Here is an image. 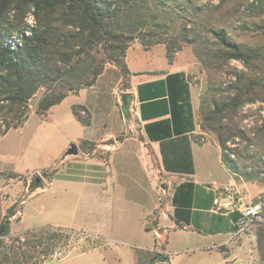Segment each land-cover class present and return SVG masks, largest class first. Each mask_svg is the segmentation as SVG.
Returning a JSON list of instances; mask_svg holds the SVG:
<instances>
[{"label":"trees","instance_id":"1","mask_svg":"<svg viewBox=\"0 0 264 264\" xmlns=\"http://www.w3.org/2000/svg\"><path fill=\"white\" fill-rule=\"evenodd\" d=\"M248 2L0 0V136L27 120L29 105L40 89L42 94L35 103L38 114L60 103L69 93L92 86L107 64L118 67L122 87H126L129 71L124 58L134 41L146 49L163 44L169 61L178 50L190 46L208 74V83L212 74L221 70L233 76L226 89L218 91V99L214 98V92L210 93L211 105L205 106L203 99L200 128L214 132L222 161L232 174L246 181L264 182V118L253 135L236 118L245 104L264 101V0ZM246 3L247 11L239 17V9ZM28 16L31 22L27 21ZM234 19L239 20L241 31L254 33L252 43L237 40L231 34L229 24ZM230 60L240 61L245 69L229 67ZM166 83L171 119L145 125L151 140L184 132L180 118L186 111L191 115L188 84L183 74L167 75ZM71 108L79 122L90 124V113L84 106ZM236 136L242 147L230 149L226 142ZM79 147L90 152L96 143L83 140ZM191 191L190 182L176 187L171 196L175 211L177 206L190 202ZM14 214L11 207L0 221V235L8 234L9 218ZM156 216L154 211V224ZM61 235L60 231L41 230L35 242L39 245L44 238ZM256 237L259 258L264 263V219L257 227ZM24 256V251L19 253L13 247L0 250V264H23ZM152 258L151 264H164L168 259L162 253H155Z\"/></svg>","mask_w":264,"mask_h":264},{"label":"rangeland","instance_id":"2","mask_svg":"<svg viewBox=\"0 0 264 264\" xmlns=\"http://www.w3.org/2000/svg\"><path fill=\"white\" fill-rule=\"evenodd\" d=\"M199 1L209 4L218 2V0ZM247 6L246 3L240 7L239 17H242L243 13L247 11ZM29 17H27V21ZM230 22L229 31L237 40L249 43L255 40L253 32L240 30L239 20L234 19ZM192 57L191 47L186 46L181 51L180 58H184L187 62ZM180 58L176 61L180 65L186 66L188 63L182 64ZM128 59L132 64L147 69L167 67L165 54L164 52L161 53L159 48L144 52L139 44H134L129 49ZM228 65L237 70L245 69L238 60H230ZM189 76L198 101L197 119L200 128L202 121L200 107L203 99L205 106L211 105L210 93L214 92V98L218 99V91L226 89L233 76L229 75L226 70H221L212 74V81L208 83V74L200 65L199 69L196 68ZM114 78H112L108 89L97 85L79 94L70 95L60 105L52 106L53 108L47 110L46 116L43 117L35 112V103L42 94V89L38 90L34 96L35 101L29 105L28 118L24 127L21 129L12 128L0 136V170L25 171L34 167H47L55 160L62 161L60 157L68 147L70 137L95 138L107 133H111L115 137L126 131L128 125L122 112V102L121 104L115 102L119 93L111 88V84L115 83ZM224 93L227 92L224 91ZM78 102L87 103L90 113L89 126H85L73 118L71 103ZM236 118H240L241 127L253 135V131L261 126L262 118H264V101L256 100L245 104L240 108ZM200 130L202 131L199 134L200 140L217 141L214 132L210 129L200 128ZM226 145L230 149L241 148L242 142L236 136L233 140H228ZM106 148L105 146L98 148L95 152L104 161L108 157ZM67 155L69 156V153ZM115 155L113 172L109 171L107 166L105 168V165L102 168L105 174L110 176H108L109 180L112 181L113 176L116 175L119 183L125 182L128 178H130L129 181L131 178L136 182L141 181L143 184L141 193L121 195L122 198L117 197L113 201L108 198L105 199V185L104 187L83 186L79 182L80 177H71L73 174H83L82 165L80 172L78 170L73 172L72 167L78 168L79 166L71 162L67 166L68 163L62 165L55 161L57 162L56 166L27 174L6 175L0 171V221L11 207H13L15 214L18 210L21 212L20 203L26 198V203L22 207L24 226H34L44 222L58 224L59 222L69 224L67 226L75 229H60L50 226L24 227L18 221L21 217L20 214L18 213L16 216L14 214L9 218L8 234L0 235V250L13 247L19 253L24 251L26 257L22 258L23 264H132L133 253L139 252L141 247L149 246L152 235L150 233L139 234V230L135 228L122 230L118 227L117 220L125 215V212L129 214L130 211L128 210L135 208L136 205L146 202L148 196L145 193H148L151 188L154 189L155 183L154 179H151L143 169L144 166L137 163L136 166H124L121 159L118 158L119 151ZM234 155L232 153L231 157ZM60 167L62 170L55 175ZM233 176L246 201H255L259 195L264 193V182L246 181L243 177L234 174ZM50 178L58 179L48 184ZM28 181L32 188L28 186L26 189ZM38 184L41 185L40 189L33 195H28V191L35 189ZM27 195L28 197H26ZM262 221L251 223L244 232H240L242 236H240L239 242L243 243L242 251L244 250L245 255L239 263L264 264L259 258L256 237L257 227ZM194 226L192 224L188 230H193ZM48 229L60 231L62 235L59 238H44L42 243L36 245L35 241L39 231ZM174 231L169 228L168 241L170 237L172 238V244L167 248L169 264H201L204 262L198 252H191L180 246H194L196 244L190 240V234ZM165 237V232H162L161 237L157 240L162 244L166 243L167 238ZM88 250L92 251L79 256L80 253ZM174 250L180 251L176 253L173 252ZM141 253L146 264H151L154 260L153 254L156 252L143 251ZM206 258L208 264H235L238 262L226 263L220 251H211ZM158 263L154 262L153 264Z\"/></svg>","mask_w":264,"mask_h":264},{"label":"crops","instance_id":"3","mask_svg":"<svg viewBox=\"0 0 264 264\" xmlns=\"http://www.w3.org/2000/svg\"><path fill=\"white\" fill-rule=\"evenodd\" d=\"M134 44H139L144 52H150L159 48L160 52H164L166 57V49L163 44H155L146 49L138 41H134L128 47L124 58L129 71L126 78V87H122L123 77L118 67L114 64H107L92 86L81 88L77 93H69L61 101L63 102L70 95L79 94L97 85L108 89L112 78L115 77V83L111 84V88L119 93L115 102L121 104L122 95H127L128 113L125 120L128 129L115 137L111 133L95 138L70 137L68 147H66L65 153L60 157L62 161H55L60 162L62 165L68 163L67 166H69V162L78 165V168L72 167L73 172L74 170L80 172V168L82 167L83 174H73L71 177H80L81 180L79 182L83 186L104 187L105 185L104 198L111 199L112 201L117 197L122 198L121 195L141 193L140 190L143 185L141 181L136 182L132 178L130 181V178H128L125 182L119 183L116 175L113 176L112 181L109 180L110 176L106 175L102 168L105 165V168L107 166L108 170L113 172L115 169L116 152L119 151L118 158L121 159L124 166H136V163L141 164L145 167L143 169H145L149 177L154 179V189L151 188L148 193H145L148 196L147 201L128 210L130 211L129 214L125 212V215L117 220V225L122 230L135 228L139 230V234L150 233L152 235V241L149 246L141 247L139 248V252L133 253L131 257L132 264H146V260L143 259L141 253L143 251L162 253L168 257L163 263L169 264V251L167 248L172 244L171 237L168 241L169 228L175 230L174 232L181 231L190 234V240L196 244L194 246H180L185 250L198 252L201 255L200 258L202 257L201 260L204 261L201 264H208L206 256L211 251H220L226 263L238 261L235 263L238 264L242 261L243 255H245L244 250L242 251L243 243L239 242L242 234L235 232L238 212L224 207L228 197L223 192L222 187L234 185L239 188V186L231 171L222 161L221 150L217 141L199 139V134L202 131L199 128L197 119L198 101L189 76L196 68L199 69L198 62L194 54L187 62L184 58H180L181 51L186 47L184 46L174 54L171 61L166 57L167 67L147 69L146 67L132 64L128 59L129 49ZM179 58L182 64H188L186 66L180 65L176 61ZM173 73H182L185 82L188 84L191 115L186 111L180 118L184 132L173 134L171 137L160 140H151L148 137L145 125L165 118L171 119V102L166 76ZM61 102L53 105V107L60 105ZM72 105H82L89 112L86 102L71 103V107ZM53 107L51 106L47 110ZM46 111L42 114H36L43 117L44 115L46 116ZM73 118H75L74 115ZM26 121L21 126L13 129L23 128ZM83 140L95 142V149L91 152L82 151L79 143ZM104 146L105 148L108 146L106 148L108 152L106 161L95 154L98 148H103ZM68 153L69 156L67 155ZM78 154L80 156H77ZM55 161L43 168L34 167L25 171L7 169L0 171L6 175L27 174L56 166L57 162ZM60 170H62L61 167L58 168L55 175ZM56 179L58 178H50L48 184L53 183ZM184 182L192 184L191 200L187 204L177 206V211H175V206L171 203V196L176 187ZM28 186H30L29 181L26 189ZM40 187L41 185L30 192L28 191V195H33ZM25 203L26 198L20 203L21 212L18 210L14 215L20 214L21 217L18 221L22 226H24L22 207ZM154 211H157L155 224L152 217ZM192 224L195 225V228L189 231L188 228ZM67 225L69 224L44 222L24 227L50 226L75 230ZM162 232H165V238H167L166 243L163 244L157 240L161 237ZM90 251L92 250L84 251L79 256L87 254ZM178 251L180 250H174L173 252L177 253Z\"/></svg>","mask_w":264,"mask_h":264},{"label":"built area","instance_id":"4","mask_svg":"<svg viewBox=\"0 0 264 264\" xmlns=\"http://www.w3.org/2000/svg\"><path fill=\"white\" fill-rule=\"evenodd\" d=\"M28 21L31 22V16ZM222 190L228 197L224 207L228 210L238 212L236 233L244 232L251 223L264 219V193L259 195L255 201H246L237 186L226 185L222 187Z\"/></svg>","mask_w":264,"mask_h":264},{"label":"water","instance_id":"5","mask_svg":"<svg viewBox=\"0 0 264 264\" xmlns=\"http://www.w3.org/2000/svg\"><path fill=\"white\" fill-rule=\"evenodd\" d=\"M35 101V98L32 99L31 103ZM121 102H122V112L124 114L125 119L127 118V95L123 94L121 97Z\"/></svg>","mask_w":264,"mask_h":264}]
</instances>
